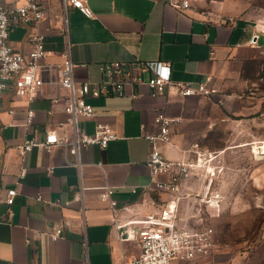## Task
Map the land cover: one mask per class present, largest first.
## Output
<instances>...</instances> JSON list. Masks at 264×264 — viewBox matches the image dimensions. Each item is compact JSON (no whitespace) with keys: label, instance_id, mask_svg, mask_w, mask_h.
<instances>
[{"label":"crops","instance_id":"obj_1","mask_svg":"<svg viewBox=\"0 0 264 264\" xmlns=\"http://www.w3.org/2000/svg\"><path fill=\"white\" fill-rule=\"evenodd\" d=\"M83 1L93 17L74 8L64 14L61 0H50L48 19L38 25L45 50L51 53L48 61L61 62L69 45L78 82L100 81V65L105 62H164L171 67L173 81L196 86L211 77L223 98H181L171 89L153 98L146 85L127 87L124 97L89 98L97 115L81 119L80 129L92 135L96 125L107 124L119 138L105 150L96 145L82 149L81 203L76 200L80 181L71 155L59 147L50 153L37 147L23 162L18 152L24 141H45L47 131L60 125L70 132L68 116L48 99L29 103L13 90L3 93L0 197L5 198L12 189L17 196L11 207L0 203V264H126L137 257V243L119 241L113 214L98 199L101 188L109 185L114 189V199L121 207L117 215L122 220L154 211V195L142 189L151 179L146 164L150 144L144 134L157 132L158 113L176 121L169 143L160 145L168 159H188L195 145L204 152L212 151L206 139L220 119L216 102L232 110L242 100V63L264 48V8L253 0H193L185 11L173 6L175 0ZM32 29L30 25L12 26L10 42L17 51L30 50ZM138 93L141 96L133 98ZM28 108L35 111V117L26 126ZM99 163L104 170L95 166ZM23 164L27 173L21 178ZM124 206L133 212L121 210ZM57 226L63 227V234L53 241L50 234Z\"/></svg>","mask_w":264,"mask_h":264},{"label":"built area","instance_id":"obj_2","mask_svg":"<svg viewBox=\"0 0 264 264\" xmlns=\"http://www.w3.org/2000/svg\"><path fill=\"white\" fill-rule=\"evenodd\" d=\"M192 2L193 0H175L173 6L179 11H185L191 7ZM61 3L64 14L69 8H74L89 18L93 17L92 11L83 0H61ZM49 7L50 0H0V97L6 91L13 90L16 97L24 98L29 103L48 99L53 107H61L68 116L67 125L70 132L63 131L65 127L60 125L47 131L45 141L37 139L24 141L18 146V152L23 162L28 153L37 147L49 153L59 147L66 155H71L74 158L72 165L77 168L80 181V191L76 200L82 203L84 202L82 149L96 145L105 150L111 142L119 138L116 131L107 124L96 125L92 135L80 129L81 119H93L97 115L95 108L88 102L89 98L124 97L127 87L142 85L150 89L153 98L160 97L167 89L173 90L175 95L181 98L222 99L223 94L212 84L211 77L193 86L191 83L173 81L168 63L140 60L102 63L100 81L78 82L69 45L62 54L61 62L47 60L51 53L45 50L44 35L38 31V25L48 19ZM14 25L33 27L29 35L31 48L27 53L17 51L10 42L11 29ZM64 33L67 34V28ZM254 43L256 44L257 40ZM140 96L138 93L133 95V98ZM52 112L50 110L48 114L52 115ZM10 113L14 114V111ZM25 114V125L29 126L33 123L35 111L28 108ZM175 122L160 112L155 118L157 132L144 134L150 144L146 164L150 169L151 179L142 189L154 195L152 200L156 206L154 211L140 218L122 220L117 215L121 207L114 199V189L104 185L98 194V199L107 205L113 214V227L119 241L135 242L139 246V255L126 264H175L193 261L207 255L214 246V231L211 227H192L181 223L176 199L194 173L203 168L205 161L214 160V154H208L195 145L188 159L180 161L168 159L161 152L160 145L169 143L171 128ZM95 166L104 170L102 163ZM217 167L209 166L206 169L207 174L211 177L216 176ZM48 172L52 173V168L48 169ZM26 173L27 169L23 164L20 177L24 178ZM164 195L172 196L173 199L162 206L157 200L161 201ZM16 196V190H7L6 197H0V203L11 207ZM121 210L133 212L130 206H124ZM12 216L13 212L9 208L8 217ZM62 234L63 227L57 226L50 237L53 241H58Z\"/></svg>","mask_w":264,"mask_h":264},{"label":"rangeland","instance_id":"obj_3","mask_svg":"<svg viewBox=\"0 0 264 264\" xmlns=\"http://www.w3.org/2000/svg\"><path fill=\"white\" fill-rule=\"evenodd\" d=\"M253 2L264 8V0ZM241 75L242 100L232 110L216 102L220 119L206 139L212 151H205L214 160H206L176 197L181 223L211 227L214 246L179 264H264V149H254L264 146V48L245 57ZM209 166H218L216 176L207 174ZM163 197L162 206L173 199Z\"/></svg>","mask_w":264,"mask_h":264},{"label":"bare ground","instance_id":"obj_4","mask_svg":"<svg viewBox=\"0 0 264 264\" xmlns=\"http://www.w3.org/2000/svg\"><path fill=\"white\" fill-rule=\"evenodd\" d=\"M255 151H257V150H262V149H264V146L263 147H259L257 144L255 145ZM256 153V152H255ZM264 153V152H263Z\"/></svg>","mask_w":264,"mask_h":264}]
</instances>
